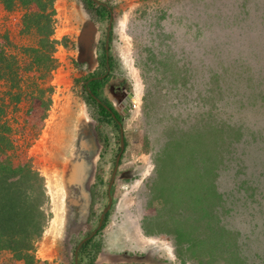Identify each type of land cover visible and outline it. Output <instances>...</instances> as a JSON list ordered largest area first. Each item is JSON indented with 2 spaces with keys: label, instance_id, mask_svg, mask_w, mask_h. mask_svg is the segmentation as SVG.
<instances>
[{
  "label": "rangeland",
  "instance_id": "obj_1",
  "mask_svg": "<svg viewBox=\"0 0 264 264\" xmlns=\"http://www.w3.org/2000/svg\"><path fill=\"white\" fill-rule=\"evenodd\" d=\"M99 1L106 2L114 11L109 48L116 63L115 76L125 79L129 84L133 92L132 99L141 97L140 109L125 114L127 145L117 172L111 201L112 211L102 233L109 241L108 246L116 247L115 251L120 253L117 257L120 261H132L128 264H197L192 258L184 262L179 257L173 235L159 231L148 234L143 227L145 215H155L159 205L158 200H153L151 205L149 202L156 175V157L167 139L163 125L168 120L172 122V116L178 113L177 109H183L184 105L190 106L195 96L191 87L206 85V81L212 76L216 59L225 60L232 56L231 52L228 53L231 46L236 45L239 50L244 48L242 52L245 57L254 48L264 56V25L253 30L248 25H242L244 34L230 30L229 26L234 24V15L243 9L257 17L261 15L264 20V0ZM1 5L0 2V15L7 10ZM55 9L52 35L57 29L58 36L66 39V45L63 44L67 50V59L64 58L62 64L57 60L53 62L52 67H58L57 88L52 86L50 72H46L42 78L39 71L30 76L31 70H22L20 72L24 77L19 81L22 90L29 94L26 97L23 95L21 102L17 104L18 108L10 106L6 110L12 124L10 138L14 147L5 154L15 163L30 162L43 177L46 220L41 252L44 259L47 258L38 259L35 264H65L62 242L68 220L69 198L66 167L70 165L78 146L79 133L82 137L99 134L104 138V149L99 159L101 181L97 204L107 202L105 190L120 148V130L113 123L97 122L98 112L86 102L85 93H81L77 78L81 74L80 69H84L78 64L82 63L83 66L85 60L93 59L91 55H95L98 41L99 44L106 42L109 20L99 18L93 9L87 8L86 0H56ZM7 11H18L22 18L27 10L17 5ZM226 18L228 25L224 27L225 31L222 28ZM248 20L250 23L253 21L252 18ZM21 26L22 23L12 31L0 26V41L3 42L2 38L8 31L11 32V45L6 46L5 51L7 54H15L21 67H24L28 65L29 58L21 51L22 43L36 45L38 38L29 34L24 37V41L21 40ZM199 29L211 30V34L207 36L210 47L201 45L196 39ZM248 31L250 34L246 38ZM218 35L221 37L222 47L216 52L211 46L216 44ZM63 53L61 51L58 55L62 56ZM216 65L219 66L220 62ZM182 78L187 80V88L183 87ZM9 84L4 80L0 81V100L8 102L6 91L10 88ZM38 87L46 89L42 99H38L33 93L34 88ZM45 101L48 102L47 105L44 104ZM196 110L198 108L191 112L195 113ZM2 154L4 153L0 152V158ZM186 175L191 176L188 179L190 185L180 187V190L181 194L191 195L181 198L204 199L203 195L193 196L196 191L194 182L198 178L196 170H187ZM222 186L229 188L224 181ZM211 191L214 198L222 196L219 187L217 192L214 188ZM223 197L226 201L227 194L223 193ZM224 205L227 206V202ZM241 209L243 213L235 216L236 221H241L238 226L255 238L258 230L255 231L253 225L261 226L264 219L256 220V217H252L253 221L246 222L244 214L247 216L250 207L242 206ZM165 218L172 221L159 228L168 232L176 225L178 215ZM128 226H132L131 231L127 229ZM208 241L211 245L212 239ZM227 247L233 250L230 239ZM229 263L232 264L231 261Z\"/></svg>",
  "mask_w": 264,
  "mask_h": 264
},
{
  "label": "trees",
  "instance_id": "obj_2",
  "mask_svg": "<svg viewBox=\"0 0 264 264\" xmlns=\"http://www.w3.org/2000/svg\"><path fill=\"white\" fill-rule=\"evenodd\" d=\"M86 1L99 18L110 20L109 5ZM0 2L7 10L17 5L27 10L22 16L21 40L29 34L38 38L36 45L22 43L21 51L29 58L24 67L15 54L5 51L6 46L11 45V32L0 41V81L10 83L6 91L8 102L0 100V152L4 153L0 158V253L13 254L12 258H5L7 264H35L39 261L33 253L35 242L41 238L46 220L43 177L30 162L15 163L5 154L14 147L10 138L12 124L6 110L10 106L17 107L23 95L29 94L22 90L19 80L24 75L20 71H35L29 72L30 76L39 71L43 78L54 66L51 52L55 51L58 41L51 39V35L56 0ZM249 18L253 19L252 23ZM233 20L230 30L239 34H244L242 25H248L251 30L264 25L261 15L257 17L244 9L239 10ZM227 25L226 18L222 30L226 31ZM210 31L198 30L195 37L201 45L210 47L207 37ZM249 34L246 33V38ZM217 37L216 44L211 46L216 52L222 47L220 35ZM65 40L64 37L62 42L66 45ZM243 49L233 45L228 49L232 54L230 58L216 59L206 85L191 87L195 96L190 106L177 109L172 122L168 120L163 125L167 139L156 157L149 202L151 205L153 200H158L159 205L155 215H145L143 227L148 234L159 231L173 235L177 254L184 262L192 258L197 264H230L229 261L264 264V224L253 225V229L258 230L253 238L239 228L241 221L235 218L243 213L242 206H247L250 210L247 216L244 214L246 222L253 221L252 217L264 219V58H260L264 56L254 48L245 57ZM186 82L183 79L184 88H187ZM95 84L100 88L99 82ZM34 89L35 97L42 99L46 89ZM197 108L195 113L191 112ZM104 118L119 129L115 122L118 118L109 112ZM190 169L196 170L198 177L193 196L203 195L204 199L181 198L191 195L181 194L180 190L190 185L191 176L186 175ZM223 181L229 188L222 186ZM217 187L222 196L214 198L211 189L217 192ZM223 193L227 194L226 201ZM170 215H178V220L167 232L159 227L170 224L172 220L165 218ZM208 239H212L211 245ZM229 239L233 250L227 247Z\"/></svg>",
  "mask_w": 264,
  "mask_h": 264
},
{
  "label": "flooded vegetation",
  "instance_id": "obj_3",
  "mask_svg": "<svg viewBox=\"0 0 264 264\" xmlns=\"http://www.w3.org/2000/svg\"><path fill=\"white\" fill-rule=\"evenodd\" d=\"M96 1L108 5L103 1ZM86 5L88 8L87 1ZM109 9L114 19V11L110 6ZM95 55H91V58H93L91 61L85 60L83 66L82 63L78 64V66L84 68L83 70L80 69L81 74L77 77L80 84L79 86L81 87V93H85L86 102H89V105L98 112L97 122H105L104 117L106 112H109L114 118H118L115 119V122L119 124V141L122 142L123 130L126 143L127 138L124 132V119L125 114L130 111L129 105L133 96L132 89L125 79L117 75L115 76L116 63L110 52V48L107 49L106 47V42L104 44H99V41L97 42L95 46ZM96 82L100 83V88L96 86ZM82 98L84 99L83 96ZM96 126L97 125H95V128ZM86 137H82L79 133L78 146L74 150L76 154L71 157L70 168L67 169L66 174V182L69 187V198L67 208L68 220L62 242L65 248L63 261L65 264L131 263V260L120 261V259L117 258L120 253L115 251L116 247L108 246L109 241L105 238V234L102 233L107 227L112 211L111 201L113 199L118 170L115 178H113V173L116 169V159L118 155L122 152V158L124 153V150H121L122 144L118 149L115 163L111 171V177L109 178L105 190L107 202L97 204V199L99 197V181H101L99 176V159L104 149V138L99 134L94 137ZM84 156H86V161L83 160ZM93 157H96L95 163L93 162ZM127 229L131 231L132 226H128ZM124 250L126 254L127 251L126 249ZM126 256L128 255L126 254ZM100 258H102V260H100Z\"/></svg>",
  "mask_w": 264,
  "mask_h": 264
},
{
  "label": "built area",
  "instance_id": "obj_4",
  "mask_svg": "<svg viewBox=\"0 0 264 264\" xmlns=\"http://www.w3.org/2000/svg\"><path fill=\"white\" fill-rule=\"evenodd\" d=\"M21 23H22L21 13L18 11L11 12V11L6 10V11H3V14L0 15V26L3 27L4 30L12 31L17 26H19ZM51 39H55L58 41L56 44V49L52 54V57H53V59H55V61L57 60L59 63L62 64L64 62L63 59L64 58L67 59V56H66L67 50L64 47L65 45L62 42V38L58 36L57 29H56L55 33L51 36ZM61 51H64L62 56L58 55V53H60ZM70 55H72V54H70ZM56 71H58V67L52 68L50 70V73H49L50 77H51L52 86L55 89L57 88L56 87V77H57ZM140 106H141V97L137 96L136 98L131 100L130 111L131 112L138 111L140 109ZM44 240H45V235L42 236L40 239H38L35 242V247H34L33 253L35 254V257L37 260L38 259H44V257L42 256V252H41Z\"/></svg>",
  "mask_w": 264,
  "mask_h": 264
},
{
  "label": "water",
  "instance_id": "obj_5",
  "mask_svg": "<svg viewBox=\"0 0 264 264\" xmlns=\"http://www.w3.org/2000/svg\"><path fill=\"white\" fill-rule=\"evenodd\" d=\"M112 20H113V17L111 16V20H110V24H109L108 37H107V40H106V47H107V49H109V42H110L109 36H110V29L112 27ZM121 140H122V148H121V150L123 151L124 148H125V139H124V136H123V130H122V139ZM121 154H122V152L118 155V157L116 159V169H115V171L113 173V178H115L116 172L118 170L119 163H120V158H121Z\"/></svg>",
  "mask_w": 264,
  "mask_h": 264
},
{
  "label": "crops",
  "instance_id": "obj_6",
  "mask_svg": "<svg viewBox=\"0 0 264 264\" xmlns=\"http://www.w3.org/2000/svg\"><path fill=\"white\" fill-rule=\"evenodd\" d=\"M112 242H111V244H113ZM0 255L4 256L3 257L4 259L0 258V264H7L5 262V258H12V256H13V254L10 251H1ZM18 264H21V262H18Z\"/></svg>",
  "mask_w": 264,
  "mask_h": 264
},
{
  "label": "bare ground",
  "instance_id": "obj_7",
  "mask_svg": "<svg viewBox=\"0 0 264 264\" xmlns=\"http://www.w3.org/2000/svg\"><path fill=\"white\" fill-rule=\"evenodd\" d=\"M85 122H86V121H85ZM80 128H81V127H80ZM81 129H82V128H81ZM78 142H79V141H78ZM88 142H89V141H88ZM91 145H92V144H91ZM98 149H99V148H98ZM89 150H90V149H89ZM75 154H76V153L74 152L73 155H75ZM95 154H96V153H95ZM93 155H94V154H93ZM93 155H92V156H93ZM91 158H92V157H91ZM71 159H72V158H71ZM83 160L86 161V156H84ZM90 160H91V159H90ZM90 162H91V161H90ZM93 162H94V163L96 162V157H93ZM84 163H85V162H84ZM62 167H63V166H62ZM92 167H93V166H92ZM92 167H91V168H92ZM68 168H70V165H68V166L66 167V169H68ZM87 169H88V168H87ZM80 171H81V169H80ZM83 171H84V170H83ZM65 173H66V172H65ZM89 174H90V173H89ZM83 175H84V174H83ZM64 176H65V175H64ZM64 176H63V177H64ZM74 176H75V175H74ZM76 176H77V172H76ZM81 177H82V176H81ZM82 179H84V178H82ZM68 188H69V187H68ZM66 191H67V190H66ZM131 220H132V219H131ZM131 220H130V221H131ZM133 223H134V221H133Z\"/></svg>",
  "mask_w": 264,
  "mask_h": 264
}]
</instances>
